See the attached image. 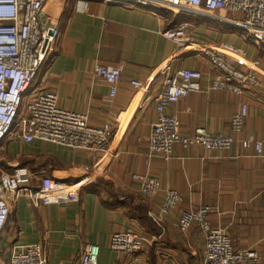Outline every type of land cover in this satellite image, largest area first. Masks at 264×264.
Wrapping results in <instances>:
<instances>
[{
	"label": "crops",
	"instance_id": "obj_1",
	"mask_svg": "<svg viewBox=\"0 0 264 264\" xmlns=\"http://www.w3.org/2000/svg\"><path fill=\"white\" fill-rule=\"evenodd\" d=\"M45 12L59 34L27 95L35 88L51 90L61 108L86 115L92 125L111 124L114 136L104 148H81L40 139L26 142L22 126L14 130L0 151L3 170L27 167L34 188L49 176L80 182L82 190L76 202L64 205H36L21 195L0 235L2 256L14 246L39 243L48 264H78L81 251L93 244L100 248L98 264H206L205 233L197 224L181 232L178 219L184 210L210 206L218 210L210 214V223L226 228L234 250L253 251L260 258L243 264H264V157L240 143L248 136L264 140V45L247 40L243 15L224 8H165L161 2L126 0H47ZM186 22L184 46L163 35ZM202 47L225 49L239 68L259 60L261 86L242 94L207 90L221 73ZM121 63L125 70L111 97L95 67ZM182 70L199 76L192 79L198 91L167 110L180 119L181 133L206 129L232 134L231 117L247 104L244 130L228 151L177 144L170 161L155 157L148 163L147 139L158 118V95L166 77ZM144 174L182 196L161 225L152 215L159 212L163 193L144 198L133 178ZM124 231L153 240L142 252L118 254L110 239Z\"/></svg>",
	"mask_w": 264,
	"mask_h": 264
},
{
	"label": "built area",
	"instance_id": "obj_2",
	"mask_svg": "<svg viewBox=\"0 0 264 264\" xmlns=\"http://www.w3.org/2000/svg\"><path fill=\"white\" fill-rule=\"evenodd\" d=\"M122 1V0H120ZM148 4L152 1L163 3V7L205 8L216 11L224 8L243 15L242 26L248 31L246 38L255 45H264V0H126ZM47 0H0V151L6 140L18 127L23 128L26 142L35 139L50 141L70 147L89 146L104 148L114 136L109 123L92 125L87 116L63 109L58 96L51 90L33 89L27 92L39 76L46 58L54 51L58 29L46 19ZM189 23L166 30L163 35L184 46L188 42ZM209 63L220 71V75L210 81L207 90H223L242 94L245 88L260 87V61L248 62L246 68H239L234 56L218 47H202ZM124 64L115 66L97 65L95 72L109 86L110 96H116ZM199 75L191 70L167 76L163 90L156 102L158 113L149 137L148 163L159 157L170 161L174 146L198 147L205 151H228L238 141L237 136L244 130L248 116V106L243 104L231 117L232 134L214 133L198 129L191 135L180 131V119L167 113L168 108L195 93L198 89L192 79ZM142 88L147 89L143 84ZM244 149H253L257 157H264V140L248 136L240 140ZM140 184V193L152 199L163 193L159 212L152 215L153 221L161 225L164 218L176 210L182 202L181 194L174 189L163 190L159 180L149 174L134 175ZM82 184L44 176L37 188L33 187V177L25 166H16L11 172L3 170L0 164V235L6 228L11 210L21 195H27L34 204L64 205L79 199ZM217 208L202 206L197 210H184L179 214L178 226L186 233L197 224L205 233L203 250L206 264H243L245 261L259 262L253 251H235L225 227L213 226L209 216ZM136 231L113 233L110 248L118 254L142 252L151 242ZM99 246L90 244L80 254L78 264H98ZM0 264H48L47 257L39 243L14 246L5 256L0 250Z\"/></svg>",
	"mask_w": 264,
	"mask_h": 264
}]
</instances>
